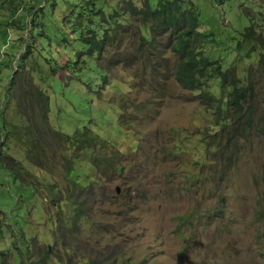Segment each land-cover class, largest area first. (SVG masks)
Returning a JSON list of instances; mask_svg holds the SVG:
<instances>
[{
    "label": "rangeland",
    "instance_id": "374dc122",
    "mask_svg": "<svg viewBox=\"0 0 264 264\" xmlns=\"http://www.w3.org/2000/svg\"><path fill=\"white\" fill-rule=\"evenodd\" d=\"M84 1H100L108 14L115 7L140 6L142 0ZM211 1L193 0L202 20L215 16L222 28L237 31L249 21L255 38L262 37L255 48L260 52L261 1L215 0L216 12ZM80 14L77 0H0V123L3 115L8 122L17 120L19 101L41 90L49 99L48 119L54 129L73 135L86 127L103 146H112L117 162L122 155L124 172L111 171L101 180L104 197L99 194L91 202L92 216L82 226L83 244L74 246L73 262L98 263L119 250L122 257L107 264H264V70L258 66L259 53L248 60L244 54L232 56L239 61V73L245 75L248 69L256 81L250 126L234 137L226 129L220 131L213 112L197 100V92L182 90L174 81L176 57L167 36L159 38L158 58L167 67L160 68L163 74L155 82L151 79L134 34L138 22L126 14L119 18L118 47L95 57L112 67L105 85L103 71L83 55L84 45L75 39L74 23ZM213 31L221 33L216 50L222 54L227 31ZM123 59L129 62L123 65ZM205 89L220 96L214 81ZM126 96L133 104L122 124L118 102ZM4 146L2 157L9 164L18 161L32 178L51 180L25 161L20 148L7 141ZM2 165L0 252L9 251L16 241L21 250L28 240L34 247L52 244L56 224L45 213V201L39 198L44 195L22 200L21 186ZM78 174L95 175L89 164L78 165L73 179ZM128 198L134 204L127 206ZM184 216L188 221L179 226L176 219ZM13 263L8 255L2 264Z\"/></svg>",
    "mask_w": 264,
    "mask_h": 264
},
{
    "label": "trees",
    "instance_id": "16d2710c",
    "mask_svg": "<svg viewBox=\"0 0 264 264\" xmlns=\"http://www.w3.org/2000/svg\"><path fill=\"white\" fill-rule=\"evenodd\" d=\"M260 1L263 6L264 0ZM77 3L83 14L77 16L79 21L76 19L74 23V32L77 34L75 39L83 43V55L93 58L103 71L102 80L105 85L112 67H105L101 63L102 59L95 57H100L105 49L118 47L121 37L119 18L126 14L138 22L139 27L134 32L139 38L138 51L146 56L145 66L154 82L159 78V74H163L160 68L167 67L165 61L158 62L159 38L167 36L170 50L176 57L173 78L178 86L182 90L198 93L197 100L201 106L213 112L217 125H220V131L226 129L234 137H239L245 128L250 126L256 81L252 80L251 71L248 69L245 75L240 74L239 61L232 58L234 54L241 57L244 54L242 58L248 60L253 53H259L258 66L264 70V47L260 52L255 49L256 42H260L262 37L255 38L256 31L249 21L240 31L233 27L222 28L220 20L215 16H206L205 20H202L201 8L193 0H142L140 6L128 5L125 10L115 7L116 11L108 14L100 5V1L91 3L77 0ZM210 3L211 9L216 12V1ZM250 11L254 12V9ZM246 17L248 18V15ZM35 28L37 27L33 30ZM213 28L227 31L229 39L221 43L227 44L222 54L216 50V47L220 46L221 33L213 31ZM131 34L133 35L132 32ZM79 61L85 63V58ZM124 62L129 60H122L123 65H126ZM210 81H214L216 88L220 90L219 97L205 89ZM12 84L13 82H10L9 85ZM123 99V102H118L121 116H124L122 124L128 120L124 113L128 111L129 104H133L128 102L127 96ZM48 101L47 95L36 89L34 97L27 93L19 101L14 113L17 120L8 122L7 116H1L0 164H3L12 180L21 186L22 200L26 197L25 200L30 202L39 196V192L44 195L39 198L45 201V213L51 214L56 224L53 242L34 247L28 240L26 248L21 250L16 241L9 251L0 252L1 264L8 255L14 257L13 264H76L72 256L76 257L77 250L73 248L83 244L82 226L88 223L92 216L91 202L97 200L99 194L102 196L101 180L107 179L111 171L119 174L121 170L124 172L122 155L118 163L112 156L115 155L112 146H103L102 141L96 135H90L91 131H87L86 127L77 129L73 135H66L54 129L48 119ZM5 141L20 148L25 161L38 171L51 176V180L32 178L18 161L13 165L5 161L2 157ZM80 164H89L95 175L82 177L83 175L78 174L77 179H73ZM31 178L33 181L29 182ZM125 204L132 205L134 200L128 198ZM176 221L182 226L188 221V216L179 217ZM121 253L123 251L118 250L113 254V258L105 257L104 261L98 263L89 260L84 264L112 263L116 258L122 257ZM129 262L122 261L120 264H130Z\"/></svg>",
    "mask_w": 264,
    "mask_h": 264
}]
</instances>
